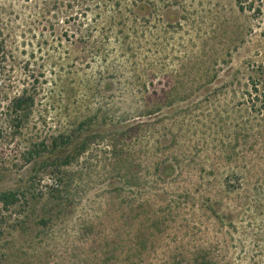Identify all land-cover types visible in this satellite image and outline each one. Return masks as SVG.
<instances>
[{"label": "rangeland", "instance_id": "374dc122", "mask_svg": "<svg viewBox=\"0 0 264 264\" xmlns=\"http://www.w3.org/2000/svg\"><path fill=\"white\" fill-rule=\"evenodd\" d=\"M7 191L0 264H264V0H0Z\"/></svg>", "mask_w": 264, "mask_h": 264}, {"label": "trees", "instance_id": "16d2710c", "mask_svg": "<svg viewBox=\"0 0 264 264\" xmlns=\"http://www.w3.org/2000/svg\"><path fill=\"white\" fill-rule=\"evenodd\" d=\"M15 101L17 103L16 107L19 109L23 107L26 100L24 98H17L15 99ZM16 200H17V194L15 192L7 191L0 193V201L3 202L4 204H12Z\"/></svg>", "mask_w": 264, "mask_h": 264}]
</instances>
